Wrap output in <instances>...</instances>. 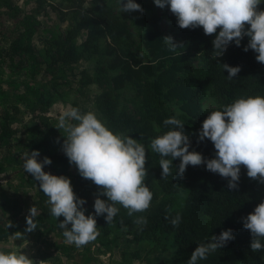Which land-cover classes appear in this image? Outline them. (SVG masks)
<instances>
[{
    "label": "trees",
    "instance_id": "1",
    "mask_svg": "<svg viewBox=\"0 0 264 264\" xmlns=\"http://www.w3.org/2000/svg\"><path fill=\"white\" fill-rule=\"evenodd\" d=\"M37 1L42 6L46 3V0ZM62 1H65L64 8L70 14V21L63 41L56 34L52 36L58 43L56 51L46 56L40 64L36 63L39 68L32 67V80H5L16 91L24 87L17 92L15 101H8L6 89L0 84V105H4L3 100L7 102L4 114L0 116L1 146H9L19 132L14 127L19 121L17 115L21 112L31 113L35 120L25 124L26 147L47 155L53 165L68 164L69 159L63 150L67 133H56L47 113L55 103L69 101L71 92L86 94L87 89L97 85L99 90L93 96V110L98 119L114 133L130 135L145 146V183L153 198L146 211L132 215L117 204L119 211L107 224L106 213L96 216L94 209L93 199L100 195L102 189L78 172L70 182L77 198L86 201L82 206L85 215L95 216L97 227L106 234H112L115 228L116 231L127 230V233L149 241L150 248L145 255L139 251L134 253L135 258L146 264H188L196 247L207 244L213 235L219 236L227 229L233 230L235 238L197 264H264V249L257 252L251 250L253 237L244 227V218L264 202V182L248 177L244 166H241L236 189H229L230 178L207 170L206 164L188 165L181 176L177 174L180 158L173 159L172 174L161 178V157L150 148L152 139L172 130L173 126L165 125L164 121L175 117L183 123L182 128L174 127L188 137L189 151L199 152L205 160L215 158L214 144L208 138L199 140L203 121L210 112L223 110L241 97L264 96V64L257 61L258 53L254 50H244L250 37L244 36L239 46L231 42L222 56L214 58L212 41L219 29L213 35H206L202 27L180 28L177 17L166 6L161 15L146 18L152 29L139 36L149 54V59L144 61L132 51L133 32L128 22L107 5V0H90L91 9L85 7L86 0ZM258 7L264 10V0ZM62 14L65 15L63 11ZM164 17L172 22L168 30L160 26ZM37 24V20L27 18L25 32L13 43L16 50L29 52L34 60L36 55L32 56L31 41L37 32ZM168 36L178 46L174 51L164 42ZM99 54L114 57L107 66L109 69L99 62L93 74L86 69L76 72L75 67L82 60H91ZM13 63L19 67L14 60ZM223 64L239 66L237 76L230 79ZM42 70L46 78L44 82L35 77ZM109 70L114 72L110 74ZM71 76H74L76 86L66 91L62 83L65 80L74 84L68 80ZM126 86L135 88L137 101L133 112L122 105L120 91ZM209 97L217 101V106L212 109L204 107ZM76 99L74 104H77ZM8 154L3 160L7 162V167H12L10 159L14 155L10 158ZM0 169V172L6 171L3 165ZM28 181L38 187V201L44 208L42 211L49 209L44 204L48 197L39 188L40 182L34 177ZM100 198L107 201L106 195H100ZM13 200L10 210L15 216L21 212V208L18 200ZM9 201L10 195L0 193L1 208L10 205ZM177 215L181 218L180 223L173 226L171 221ZM140 218L146 223H137ZM63 219L61 216V221ZM8 235V229L0 225V241ZM118 239L114 237L108 242L112 245ZM261 243H264V239H261ZM167 251H170L169 259L163 256Z\"/></svg>",
    "mask_w": 264,
    "mask_h": 264
},
{
    "label": "clouds",
    "instance_id": "2",
    "mask_svg": "<svg viewBox=\"0 0 264 264\" xmlns=\"http://www.w3.org/2000/svg\"><path fill=\"white\" fill-rule=\"evenodd\" d=\"M160 7H168L177 17L180 28L202 27L206 35L217 33L212 41L214 58L222 56L231 42L240 45L244 36L250 37L244 50H254L258 62L264 64V10H259L261 0H154ZM121 12L139 11L143 8L135 0H119ZM246 25L249 26L246 28ZM170 50L178 46L173 38H164ZM228 77L234 78L240 71L239 66L223 64ZM76 121V123H71ZM173 126L172 130L152 139L151 151L159 154L162 168L161 178L172 174V161L180 158L177 174L183 175L187 166L206 164L207 170L218 173L223 178H230L229 189H236L241 166L247 169L248 177L264 182V96L238 98L223 110L210 112L203 121L199 140L208 138L215 147L216 156L205 158L196 151H189L190 141L174 126L183 127L175 117L164 121ZM58 129L67 133L63 150L70 163L77 166L79 174L91 180L102 189L100 195H106L107 201L97 196L94 202L95 215H104L110 224L118 213L117 204L132 215L146 211L151 204L153 194L145 183L147 156L145 146L132 138L114 133L98 119L95 113H81L78 108L68 107L58 117ZM39 150L25 153L23 168L40 182L39 188L48 197L50 214L56 219L63 216L59 228L63 229L65 242L82 247L96 240L99 235L96 219L85 215L83 205L86 201L77 198L70 179L44 171V165H50L51 159L45 157L38 161ZM27 217V231L37 228L34 217L40 213L33 206ZM167 218V217H166ZM180 216L172 219L173 226H178ZM137 223H146L140 218ZM71 225L69 228L68 226ZM11 225L9 224L8 227ZM244 227L250 231L253 239V252L264 249V202L258 204L252 213L244 218ZM18 238L20 233H17ZM232 229L224 230L219 236L213 235L210 242L196 247L188 264H197L208 255L224 247L233 240ZM0 264H33L23 252L0 251Z\"/></svg>",
    "mask_w": 264,
    "mask_h": 264
},
{
    "label": "rangeland",
    "instance_id": "3",
    "mask_svg": "<svg viewBox=\"0 0 264 264\" xmlns=\"http://www.w3.org/2000/svg\"><path fill=\"white\" fill-rule=\"evenodd\" d=\"M126 2V0H124ZM141 5L143 12H121L119 0H107L114 12L121 17V19L128 22L131 31L133 32L132 41H134V47L132 51L136 53L140 59L147 61L149 54L139 36L143 32H147L152 29V26L146 22V18L153 15H161L164 8L158 7L154 0H139L136 2ZM65 1L62 0H46V3L42 6L37 0H0V84L3 89H6L8 94V101L12 102L16 100L17 92L11 87L5 80L14 79L18 82H26L32 80L33 72L32 67L39 68V64L43 62L46 56L54 53L57 49L53 40V35L60 36L61 41L64 40L65 31L69 24L70 14L66 13ZM85 7L91 9V1L86 0ZM62 11L65 13L62 14ZM31 18L37 20V32L32 38L31 47L33 55H36V60L32 59L29 52H21L13 47V43L16 42L26 30V19ZM160 26L163 30H168L172 27V22L164 17ZM61 43V42H60ZM59 43V44H60ZM19 64L16 67L13 63ZM100 60V61H99ZM114 60L113 56L105 54L95 55L91 60H82L76 65V72L82 70H88L90 73L97 71L98 63L103 64L105 69H109L107 66ZM36 63H39L36 66ZM197 63V61L195 62ZM110 74L114 71L109 70ZM36 77V80L40 82L46 81L44 71L42 70ZM68 80L73 81L74 84H70L63 80V88L69 91L70 88H75L74 76H71ZM97 85L91 86L87 89L86 94L80 92H71L69 101H59L55 103L47 113L49 116L50 124L54 128L56 133L64 131V129H58L59 115L68 107H75L80 110L81 113L93 112L94 103L93 96L98 91ZM122 105L125 106L130 112L134 111V106L137 101L135 88L133 86H126L120 91ZM76 99L77 104L73 101ZM6 103L3 100L4 105H0V116H3ZM217 106V101L209 97L204 107L212 109ZM178 109V107H176ZM19 121L14 124L19 132L16 137L9 143V146H1L0 144V166H5L6 171L0 172V193L10 195V205L6 208L0 207V225L8 227L10 224L12 229H25V237L31 238L36 243L38 250L37 258L41 259L43 254H51L50 260L53 264H146L139 258L134 257V253L139 251L142 255H145L150 248V243L146 239H140L133 234L127 233V230L121 232L116 231L115 228L112 234H106L97 227L99 235L96 240L89 244L76 247L75 244H68L65 242L63 236V229L59 228L61 217L55 218L50 214V205L48 201L44 203L49 209L45 210L38 201V187L33 186L28 180L32 179V175L24 171L23 164L25 153H31V149L26 147L25 138L27 122L35 120L34 114L21 112L18 115ZM9 150V154H8ZM40 153V152H39ZM8 154V157L14 155L10 160L13 163L12 167H7V162L3 160L4 156ZM47 155L40 153L37 157L38 161H43ZM0 171H2L0 169ZM44 171L52 173L57 176H65L69 179L72 178L79 171L74 163L68 164H50L44 165ZM150 178V177H149ZM39 182V181H38ZM16 195L13 196V194ZM14 198L18 200V206L21 208V212L12 215L10 207L13 206ZM95 201V199H93ZM35 206L39 215L34 217L37 222V228L33 231H27V217L30 214V208ZM88 207V205H87ZM6 214L15 219L11 223L7 224ZM17 217V218H16ZM63 217V216H62ZM3 221V223H1ZM69 228L71 225L68 226ZM9 228V227H8ZM7 228V229H8ZM118 237L119 239L109 244V240ZM22 238V236H21ZM17 240V239H16ZM111 247V250H109ZM167 259L170 258V251H167L164 255ZM52 258H56L53 262ZM90 258V259H88Z\"/></svg>",
    "mask_w": 264,
    "mask_h": 264
},
{
    "label": "crops",
    "instance_id": "4",
    "mask_svg": "<svg viewBox=\"0 0 264 264\" xmlns=\"http://www.w3.org/2000/svg\"><path fill=\"white\" fill-rule=\"evenodd\" d=\"M6 220H7V224L11 223L10 220L12 221L13 218L10 215L6 214ZM17 218V217H16ZM1 223H3V221H1ZM3 227H6L4 225H2ZM8 228V227H7ZM8 232L9 235L6 239L0 241V251L3 252H11V251H16L17 253L23 252L24 254H26L30 259L33 260V264H53L52 261L50 260V255L51 254H43V257H41V259L37 258L38 255V250L36 248V243H34V241L31 238H27L25 237V229H12V227L8 228ZM17 233H20V236L18 238ZM22 236V238H21ZM17 239V240H16ZM53 262L55 261V258H52Z\"/></svg>",
    "mask_w": 264,
    "mask_h": 264
}]
</instances>
